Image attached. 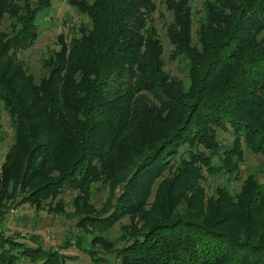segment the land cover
<instances>
[{
	"label": "trees",
	"instance_id": "trees-1",
	"mask_svg": "<svg viewBox=\"0 0 264 264\" xmlns=\"http://www.w3.org/2000/svg\"><path fill=\"white\" fill-rule=\"evenodd\" d=\"M161 1L186 82L163 69L153 0H67L88 25L68 44L57 37L38 80L16 54L32 48L52 0H0V103L14 131L0 210L77 191L80 227L119 264H264V183L248 176L209 198L203 186L205 175L233 178L246 153L264 157V0L206 1L195 41L190 0ZM96 183L109 188L104 218L88 206ZM124 218L117 249L102 234ZM34 243L0 233V264H65Z\"/></svg>",
	"mask_w": 264,
	"mask_h": 264
},
{
	"label": "rangeland",
	"instance_id": "rangeland-1",
	"mask_svg": "<svg viewBox=\"0 0 264 264\" xmlns=\"http://www.w3.org/2000/svg\"><path fill=\"white\" fill-rule=\"evenodd\" d=\"M208 0H190L192 30L191 36L195 41V31L198 24L202 22L206 11L204 3ZM155 11L150 15L149 23L153 26L159 36L163 48V69L169 75L186 82L187 63L183 59H172L173 47L167 36L166 27L172 22L171 12L168 11L161 0H153ZM87 26V20L81 17L67 4V0H52L51 6L44 10L36 20L38 39L27 51L16 54L30 70V73L38 80L44 75L41 62L49 55L59 50L58 36H62L65 43L79 37V27ZM2 30H8V24L2 25ZM14 131L10 118L0 103V176L5 156L13 144ZM223 144H228L231 138L228 134L219 133ZM252 176L259 184L264 183V157L254 156L246 153L243 162L239 165L237 174L233 178L225 175L208 177L205 175L203 183L205 197L213 195L217 186L227 187L231 193L238 192L242 182ZM109 188L102 183L91 186L88 206L91 213L106 217L104 206L108 198ZM81 196L77 191L65 190L63 194L49 202L46 201L40 208L29 204H21L19 198L6 201L5 208L0 210V233L5 238L35 249L38 241L45 250L57 251L65 259V264H119L114 255L104 252L102 249L92 246L94 231L90 228L80 227L79 221L84 216L83 209L75 206L77 197ZM79 203V201H77ZM58 204V205H57ZM89 211V210H87ZM90 212V211H89ZM138 226H140L138 224ZM130 221L127 218L121 219L102 237L108 240L117 249L123 245L124 233L131 231ZM79 245L80 247H78ZM91 249L96 253L99 263L91 260L87 250ZM19 264H39L28 261Z\"/></svg>",
	"mask_w": 264,
	"mask_h": 264
}]
</instances>
